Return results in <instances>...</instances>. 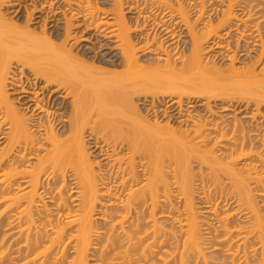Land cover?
Wrapping results in <instances>:
<instances>
[{
  "label": "bare ground",
  "instance_id": "obj_1",
  "mask_svg": "<svg viewBox=\"0 0 264 264\" xmlns=\"http://www.w3.org/2000/svg\"><path fill=\"white\" fill-rule=\"evenodd\" d=\"M30 1L0 0V264H264V0Z\"/></svg>",
  "mask_w": 264,
  "mask_h": 264
},
{
  "label": "rangeland",
  "instance_id": "obj_2",
  "mask_svg": "<svg viewBox=\"0 0 264 264\" xmlns=\"http://www.w3.org/2000/svg\"><path fill=\"white\" fill-rule=\"evenodd\" d=\"M32 1V0H31ZM31 1L30 2H27V3H25V4H23L24 6H25V11L27 10L28 11V13L30 12V9H31V6H33V4L31 5L30 3H31ZM40 1V0H39ZM38 0L36 1L37 2V4H39L40 2H39ZM48 1H50V0H48ZM97 1H99L100 3L102 2V1H104V0H97ZM109 1V0H108ZM221 1H223V0H217V2H214L213 3V5H215V8H214V6H213V9L214 10H216V12H218V10H219V8H220V3H221ZM35 2V3H36ZM56 1L54 0V2H48V3H50V4H48L47 2L45 3V1H44V4H42V11L39 13V14H37L38 16L39 15H48V13H49V15L51 16L52 14L51 13H53V14H55L54 12H53V10L54 11H56V9H57V7H56V5L58 6L59 5V3L60 2H56ZM106 2H107V0H106ZM42 3V2H41ZM108 3V2H107ZM36 4V5H37ZM20 6L18 9H17V6H13L11 9H8L7 11H5V14H6V16L8 17V18H10V19H12V20H23L24 19V17H25V12H24V6ZM40 5V4H39ZM106 4H104V6H105ZM38 6V5H37ZM108 8V6L106 5V7H105V9H107ZM209 9V8H208ZM125 12H126V10H125ZM215 12V11H214ZM42 13V14H41ZM215 14L216 13H213L212 15H211V17L212 18H215ZM44 17V16H43ZM127 17H130L129 15H127ZM60 20L62 21V18L61 19H59V22H57V24L56 23H52V25H54V24H56L55 26H56V30H59V32H61L62 30H63V24H62V22H60ZM72 21H74V20H72ZM71 21V25L73 24V26H74V22H72ZM36 21H34V23H35ZM34 25H36V24H34ZM34 25H32V24H30V27L32 28ZM41 25V24H40ZM51 25V26H52ZM58 26V27H57ZM73 26H70V28L72 29V30H74V33L71 31L70 32V35H71V37H73V35L72 34H76V33H78V31H80L81 30V28H80V30H78V27L76 28V26H75V29H73L74 27ZM34 27H36V26H34ZM73 27V28H72ZM198 27H200V26H198ZM49 29L50 28V26H48V27H46V29ZM54 29V28H53ZM77 29V30H76ZM199 29V28H198ZM56 30H53L54 32L56 31ZM75 30H76V33H75ZM83 30V29H82ZM83 34H85L84 32H83ZM83 34H81V36H78L77 35V37H79L80 39H81V37H83ZM92 34V33H91ZM94 34V33H93ZM93 34H92V36L90 35V37H88V35H84L85 37L87 36V38H85V39H89V41H87V42H85V41H82V42H80L81 40H79V42H77V44L75 45V49H74V52L75 51H77L78 49H81L82 51L83 50H86V48H88L89 46H95L98 42L97 41H99V40H101L100 38V36H98L97 38H99V39H97L96 38V35H94L95 36V38H96V40L94 41L93 40ZM93 37V38H92ZM84 38V37H83ZM82 38V39H83ZM97 42V43H96ZM178 46H177V49H179L180 51H181V48H182V45L184 44V46L186 45L187 46V44H188V38H187V35L185 34V33H183L180 37H179V39H178ZM90 44V45H89ZM91 44H93V45H91ZM86 46V47H84V46ZM79 46V47H78ZM81 46H83V48H85V49H83ZM93 46V48H95V52H96V46L94 47ZM103 47H101V48H99V51H98V49H97V51H98V53L100 52V54L102 53V56L105 54L106 56H108L107 54L109 53V56H110V58H112L113 60H115L114 59V57H113V52H107V51H105V49L106 50H108V48L109 47H105V48H103ZM111 49V51H113V49L112 48H109V50ZM104 50V51H103ZM102 51V52H101ZM257 51H258V48H252V50H250L249 51V53H248V56L247 57H254V54H256L257 53ZM107 52V53H106ZM97 53V52H96ZM113 53V54H112ZM112 54V55H111ZM99 55V54H98ZM104 55V56H105ZM115 55V54H114ZM101 56V55H100ZM109 56H108V58H109ZM239 57V56H238ZM246 57V58H247ZM246 58H244V59H246ZM238 59H240V60H242L241 58H238ZM219 60H216V62H218ZM221 63L220 62H218V64L217 65H220ZM17 96H15V98H16ZM145 105H147V104H145ZM212 107H213V105H211ZM188 106H185L184 107V109H183V111H185V109H187V111H190L191 113H192V115H201V116H208L209 114H205L206 113V109H205V107H204V105H203V103L202 102H200V103H194V104H192V107L191 108H187ZM221 106H219V104H217L216 105V107H213L214 109H213V114H214V117H215V119H220V120H224V121H226V122H229V121H232V119H234V118H236V119H238V120H242L243 122L245 121V122H248L249 120L248 119H244V118H242L243 116H244V113H243V107L241 108V105L239 106V109H238V107L235 109V106L233 107V108H220ZM140 108L142 109L143 107L142 106H140ZM165 107H163L162 106V108H161V110H163ZM228 109V110H227ZM235 109V110H234ZM241 109V110H240ZM251 110V109H250ZM249 110V111H250ZM242 111V112H241ZM176 112H173V110H166V111H161V112H158V115H157V119H158V121H160L161 122V124H164V122L166 121V120H172L174 117H172V116H174V114H175ZM262 113H264V110H262ZM262 115H264V114H262ZM222 118V119H221ZM173 123L175 122L174 120L172 121ZM257 122H259V121H257ZM90 143H91V141H89Z\"/></svg>",
  "mask_w": 264,
  "mask_h": 264
}]
</instances>
